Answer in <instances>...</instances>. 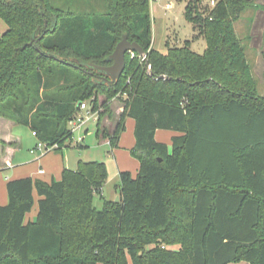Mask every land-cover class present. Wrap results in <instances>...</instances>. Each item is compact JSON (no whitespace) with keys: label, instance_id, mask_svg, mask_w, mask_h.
Masks as SVG:
<instances>
[{"label":"trees","instance_id":"trees-1","mask_svg":"<svg viewBox=\"0 0 264 264\" xmlns=\"http://www.w3.org/2000/svg\"><path fill=\"white\" fill-rule=\"evenodd\" d=\"M56 3L0 0V118L61 149L89 100L100 110L97 137L114 148L127 119L136 121L140 165L136 176L120 171V201L105 198L103 209L94 197L109 177L105 162L81 160L51 182L10 180L0 264H264V96L234 27L249 2L187 4L203 53L191 40L156 49L150 0H106L103 11L82 0ZM124 35L148 62L127 53L120 78L104 80L93 64H113L107 59ZM125 96L110 132L107 102ZM159 129L178 132L171 146L156 140ZM35 191L38 214L26 222Z\"/></svg>","mask_w":264,"mask_h":264},{"label":"rangeland","instance_id":"rangeland-1","mask_svg":"<svg viewBox=\"0 0 264 264\" xmlns=\"http://www.w3.org/2000/svg\"><path fill=\"white\" fill-rule=\"evenodd\" d=\"M57 3H63L67 0H56ZM83 6L91 5L92 7L103 11L107 5L106 0H82ZM212 1L219 0H161L158 2L150 1L151 13V29H152V45L166 53L170 46H184L186 40H191V48L193 51L203 53L207 43L203 36L196 37L198 30L194 28L186 18V6L191 3L193 6L198 5L200 8L210 9L213 6ZM249 2L243 10L242 15L234 22L237 37L242 42L245 50L246 58L251 66L252 74L257 80L258 94L264 96V0H246ZM56 3V4H57ZM168 3H172L171 7H167ZM0 20L6 25L1 18ZM259 27V28H258ZM257 33V34H256ZM3 34V33H1ZM0 34V35H1ZM258 34L262 35L263 43L257 45L255 41ZM257 35V36H255ZM132 56L131 53H129ZM125 97H116L107 102L112 111V115H107L102 122L111 132L116 128V123L119 119L118 112L124 104ZM101 100L106 99L105 94H101ZM13 129L8 128V132L12 133L16 138L22 140L23 147L14 158L13 164L20 167L33 164L36 166L48 167L52 170V166L58 161L63 162L64 159L74 168H77L79 161H101L107 164L109 177L102 187V192L97 193L94 197V205L98 209H103L104 199H113L119 195L120 191V170L132 172L135 176L138 173L139 160L132 155V149L135 145L134 127L129 124V127L122 132L120 136V144L118 147H112L108 138L97 137V122L90 120L85 125V128L75 131L72 138L61 145V149L50 150L38 148L41 141L34 134L33 129L28 125L14 124ZM79 136H84L82 143L77 141ZM2 140V139H1ZM60 146V145H59ZM23 158L25 163H19ZM41 161H43L41 163ZM39 162V163H38ZM38 166V167H39ZM11 168L0 171V202L2 201V180L8 177ZM14 169V168H13ZM49 172V171H48ZM55 175V170L49 174ZM51 174V175H52ZM2 175V176H1ZM56 175L62 178V174ZM46 176V175H43ZM50 176V175H49ZM8 195L7 188L5 189ZM38 201L34 205V209L28 213L26 222L33 213L38 209ZM103 264V263H99Z\"/></svg>","mask_w":264,"mask_h":264},{"label":"crops","instance_id":"crops-1","mask_svg":"<svg viewBox=\"0 0 264 264\" xmlns=\"http://www.w3.org/2000/svg\"><path fill=\"white\" fill-rule=\"evenodd\" d=\"M4 22H6V21H4ZM6 29H7L6 25L0 20V34L1 33L4 34ZM3 34H1V35H3ZM255 36H257V35H255ZM261 36L262 35L258 34V37L255 40L257 42V45H261L263 43V38H261ZM206 48H207V46H206ZM123 110L124 109H123V105H122L120 107L118 114H121ZM135 122L136 121L132 118H128L126 121L127 128L129 127V124L131 123V125L134 127V132H135V127H136ZM14 124H16V123H14L13 121H10V120L7 121L5 119L0 118V139H2L7 144L5 146L0 144V171L11 168L9 171L8 177H4L3 180L1 181L3 184V187H2L3 194H2V198H1L2 201L0 202V205H6L9 201V196L6 194L5 189L7 188V184L10 180L21 179V178H26V177H33L34 179H39V180L43 179L45 181L51 182L54 179L55 180L60 179V177L56 178V175L59 176L58 175L59 172H60V174H62L64 169H71V170L76 169V168L72 167L71 165H69V163L66 161V159H64L63 162L58 161L59 158H57L56 164L52 166L53 167L52 170H50V169L48 170V167L44 168L42 165L39 166L40 164H38V166H39L38 167L35 164L36 162H32L33 164H29V165L27 163V166H25V167L24 166L20 167V164L17 166H14V164H13L14 158L19 153V150L23 147L22 140L20 138H18V137L16 138L12 133L6 131V130H8V128L13 129L12 126ZM174 135H178V132H175L172 130L159 129L156 132V140H158L160 142H164L166 144L168 143L171 146L172 142H173L172 137ZM135 145H136V142H135ZM135 145H134V147H135ZM25 160L23 158H21V160H19V163H25L24 162ZM42 162L43 161H41V163ZM139 165H140V163H139ZM41 170H43V171H41ZM53 170H55V175L52 173H51L52 175L49 174V172L50 171L52 172ZM137 172H138V170H137ZM43 175H46V176H43ZM34 197H35V204H36V201L39 202V199H40V196H39L37 191H35ZM38 210H39V207L36 210V213H33L32 216L29 217V220L35 219V217L38 214ZM228 264H249V263L246 261H237V262L234 261V262L228 263Z\"/></svg>","mask_w":264,"mask_h":264},{"label":"water","instance_id":"water-1","mask_svg":"<svg viewBox=\"0 0 264 264\" xmlns=\"http://www.w3.org/2000/svg\"><path fill=\"white\" fill-rule=\"evenodd\" d=\"M136 52L139 56H144L147 54L146 50L136 41H129L127 36L124 35L122 40L117 43V47L113 54L107 59L108 61H112L113 64L110 65H98L93 64V67L103 72L105 75L102 76L104 80L115 82L120 78V75L124 71L127 61L126 54L131 52ZM152 74V72H151ZM161 78H169V76H161ZM116 202L120 201V195H118L115 199Z\"/></svg>","mask_w":264,"mask_h":264},{"label":"built area","instance_id":"built-area-1","mask_svg":"<svg viewBox=\"0 0 264 264\" xmlns=\"http://www.w3.org/2000/svg\"><path fill=\"white\" fill-rule=\"evenodd\" d=\"M152 2H158L161 0H150ZM213 5L216 3V1H212ZM172 3H168L167 7H171ZM132 54V58L135 57L136 55H138L136 52H131ZM139 56V55H138ZM141 58L142 61H147V54L144 56H139ZM148 62V61H147ZM151 68L152 65L150 63H147V72L150 73L151 72ZM78 113L75 115V117L71 120V132L74 134L75 131L80 130L85 128V125L87 124L88 121L90 120H94V121H98L99 118V113L100 110H93V103L89 100L81 102L78 105ZM34 134L36 135V132H34ZM79 141H77L78 143H82V141L84 140V136H79L78 138ZM39 146L38 148L40 149H45L46 152L50 151V150H55L57 147H59V144L56 143L55 145H49L43 141L39 142ZM43 171V170H41Z\"/></svg>","mask_w":264,"mask_h":264}]
</instances>
